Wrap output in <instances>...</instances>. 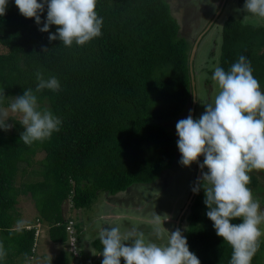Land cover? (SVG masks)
Returning <instances> with one entry per match:
<instances>
[{"label":"trees","instance_id":"trees-1","mask_svg":"<svg viewBox=\"0 0 264 264\" xmlns=\"http://www.w3.org/2000/svg\"><path fill=\"white\" fill-rule=\"evenodd\" d=\"M245 2L238 0L237 6L243 10ZM171 8L170 0H97L102 35L83 46L66 47L59 39L49 41L55 25L49 32L39 30L46 21V7L37 25L8 0L6 14L0 16V46L7 50L0 51V93L5 95L0 106H9L24 90L35 92L36 72L41 71L45 79L55 76L61 88L35 93L38 110L51 111L62 123L49 139L30 146L20 140L25 129L18 121H7L13 126L10 131L0 129V243L7 253L0 264H28L35 255L36 226L16 229L20 195L31 196L37 222L48 224L50 240L64 245L66 204L87 209L100 193L116 196L132 190H141L137 192L144 196L142 201L149 202L156 193L154 184L175 167L181 156L179 137L170 125L192 111L194 93V119L202 114L197 116V52L194 77L191 72L196 39L182 31ZM247 14L243 11V16L224 22L216 63L228 71L244 55L264 91V24L246 20ZM209 82L210 77L205 84ZM38 152L44 153L40 161L35 160ZM35 161V179L18 188L19 174ZM250 175L253 195L264 197V172ZM204 199L201 187L189 206L183 236L201 264H229L231 248L217 236ZM76 228L78 254L63 251L53 264H102L103 259H91L82 244L84 230ZM90 246L101 254L99 238ZM252 264H264V237Z\"/></svg>","mask_w":264,"mask_h":264},{"label":"clouds","instance_id":"clouds-1","mask_svg":"<svg viewBox=\"0 0 264 264\" xmlns=\"http://www.w3.org/2000/svg\"><path fill=\"white\" fill-rule=\"evenodd\" d=\"M14 3L22 16L34 19L37 25L41 24L40 14L46 7V21L39 30L49 32L51 26H56V33L49 35L50 42L59 39L66 47L73 43L83 46L102 35L103 18L96 11L97 0H14ZM7 5L8 0H0V16L6 14ZM243 11L264 22V0H246ZM212 79L218 88L214 101L204 105L205 112L198 119H193L190 112L176 124L177 147L181 154L179 163L190 167L199 162V157H204L203 163L199 164L202 179L197 180L192 191L198 194L203 188L206 215L213 222L217 236L231 248L229 264H252L264 237V211L249 187L250 173L264 172V91L253 75L251 62L244 55H240L228 71L216 66ZM36 80L35 92L24 90L22 96L14 97L8 108L0 106V129L10 130L12 125L7 123L10 114L19 115L18 122L25 129L20 140L29 146L49 139L59 131L62 123L51 111L38 110L35 94L44 89L58 92L61 88L59 80L55 76L45 79L41 71L36 72ZM4 97V93H0V104ZM205 168L206 172L203 171ZM189 206L183 208L180 218L178 215V224L186 222ZM65 218L69 219L65 251L72 253L70 248L74 238L78 252V230L74 220L69 218L68 210ZM160 218L154 212V239L149 240L134 227L124 231L115 225L103 227L98 236L102 245V264H121V259L124 264H201L189 250L180 229L167 230L166 242H156L165 240L163 230L158 226ZM234 220L242 222L233 223ZM71 222L73 233L68 229ZM38 234L39 231L36 237ZM6 255L3 243H0V261Z\"/></svg>","mask_w":264,"mask_h":264},{"label":"rangeland","instance_id":"rangeland-1","mask_svg":"<svg viewBox=\"0 0 264 264\" xmlns=\"http://www.w3.org/2000/svg\"><path fill=\"white\" fill-rule=\"evenodd\" d=\"M170 1L172 13L174 12L175 17L182 26V31L191 39L197 40L205 30L209 31L207 34L205 33L207 36L202 39L199 45L194 62L196 91L198 93V101L200 100L198 104L199 110L197 111L198 116L205 112L204 105L208 101L212 103L218 92L217 85L212 79L213 75L209 74V70L214 71L215 67L218 66L216 61L219 60L220 55L222 26L230 16H243V10L237 6L238 0H228L221 15L217 17L224 0ZM189 13L191 14V18L188 16ZM244 18L246 20L255 19L251 14L244 15ZM257 22L264 24L262 21L257 20ZM0 51L2 53L7 52L3 46H0ZM211 52H214L215 56H212ZM208 77H210L211 82L205 84V80ZM2 107L8 108L9 106ZM200 109L202 112H200ZM188 115L187 113L182 119L187 118ZM19 119V115L10 114L8 122L12 123L13 120L19 121ZM176 124L177 122L172 123L169 127L175 133ZM12 128L13 126L10 130ZM43 157L44 153L38 152L35 160L40 161ZM201 158L203 161L204 157L201 156ZM180 159L181 156L178 158L175 167L164 173V178L154 184L153 188L156 193L151 197V201L149 202H145V199L142 201L144 196L137 192L141 190H132L119 193L116 196L100 193L92 206L87 209L76 210L72 208L71 204H66L69 218L73 219L76 225L84 230L82 244H85V249L88 251L91 259L95 261L103 259V256L94 251L90 246L91 242L98 238L99 232L103 227L115 225L119 226L121 231L134 227L144 233L146 240L154 239L152 236L153 228L155 227L152 223L154 212L161 216V223L158 226L163 230L165 236V240L156 242H166L167 230L169 232L175 231L176 220H179L183 208L187 205V201H189L197 177V163H193L190 167H185L179 163ZM36 161L33 162L31 167L25 169L24 174H19L17 179L18 188L22 184L35 179L34 172L39 170ZM203 171L206 172L207 168L203 169ZM200 179H202V176ZM260 179L263 186L261 190L264 195V178ZM254 197L260 202V206H264V197ZM18 198L17 209L21 221L16 224V229L20 230L32 224L38 225L37 229L39 231L36 238L35 255L28 264H53L58 255L66 250V245L53 243L48 234L49 225L37 222L38 211L30 195H20ZM182 226L183 233L185 234L187 231L186 222ZM262 228H264V225H262Z\"/></svg>","mask_w":264,"mask_h":264},{"label":"water","instance_id":"water-1","mask_svg":"<svg viewBox=\"0 0 264 264\" xmlns=\"http://www.w3.org/2000/svg\"><path fill=\"white\" fill-rule=\"evenodd\" d=\"M226 1H227V0H224V1H223V4H222V6H221V9H220L219 12H218L219 14L217 15V17L221 14V12H222V10H223L225 4H226ZM206 32H207V31H205L203 34H201V35L199 36V38L196 40L195 45H194L193 50H192V54H191V72H192V76H193V77H194L193 60H194V58H195V54H196V52H197V49L199 48V45H200L202 39L204 38ZM196 104H197V101H196V94L194 93L193 107H192V111H191V114H192V116H193V119H194V114H195ZM200 163H201V160H200V157H199V162L197 163V170H198V171H197V177H196V181H195V185H194V187L196 186V182H197V180L200 179V177L202 176V172H201V169H200V167H199V164H200ZM194 195H195V193L192 192V195H191V197H190V199H189V201H188L187 207L191 204Z\"/></svg>","mask_w":264,"mask_h":264},{"label":"built area","instance_id":"built-area-1","mask_svg":"<svg viewBox=\"0 0 264 264\" xmlns=\"http://www.w3.org/2000/svg\"><path fill=\"white\" fill-rule=\"evenodd\" d=\"M68 229H69V231H70L71 233H73V231H74V230H73V222H71V224H70V226L68 227ZM70 251H71L74 255H77V254H78V252H77V250H76V247H75V239H74V238H72Z\"/></svg>","mask_w":264,"mask_h":264},{"label":"flooded vegetation","instance_id":"flooded-vegetation-1","mask_svg":"<svg viewBox=\"0 0 264 264\" xmlns=\"http://www.w3.org/2000/svg\"><path fill=\"white\" fill-rule=\"evenodd\" d=\"M184 216H185V212H184L183 218H184ZM184 222H185V221H181V222L178 224V221L176 220V223H175V226H176V227H175V230H176V229H180L183 235H184V233H183V226H182V224H183Z\"/></svg>","mask_w":264,"mask_h":264}]
</instances>
